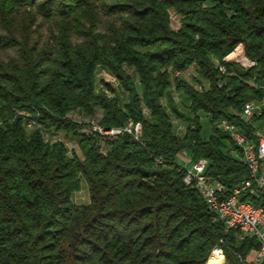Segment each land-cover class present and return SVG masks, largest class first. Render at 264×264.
<instances>
[{
	"label": "trees",
	"instance_id": "16d2710c",
	"mask_svg": "<svg viewBox=\"0 0 264 264\" xmlns=\"http://www.w3.org/2000/svg\"><path fill=\"white\" fill-rule=\"evenodd\" d=\"M170 8L181 15L177 30ZM38 16L49 23L44 43L31 41ZM239 44L253 66L225 60ZM191 65L208 88L175 79L189 101L188 114L171 106L186 124L176 135L161 99L171 72ZM98 66L126 94L122 105L114 88L113 97L96 88ZM262 96L264 0H0V264H205L216 247L226 264H252L258 241L224 231L183 181L177 154L206 159V173L228 187L247 177L217 123L253 134L257 117L239 111ZM97 108L103 128L131 120L141 124L139 137L101 136L68 116ZM199 112L210 116L208 138ZM43 130L77 139L80 155L46 141ZM81 177L87 204L71 200ZM246 199L264 209V189Z\"/></svg>",
	"mask_w": 264,
	"mask_h": 264
},
{
	"label": "built area",
	"instance_id": "2783aa9c",
	"mask_svg": "<svg viewBox=\"0 0 264 264\" xmlns=\"http://www.w3.org/2000/svg\"><path fill=\"white\" fill-rule=\"evenodd\" d=\"M240 64L243 67H251L255 62L246 59L240 61ZM219 70L225 71L221 65ZM254 116L257 120L251 126L254 128L253 134L246 133L237 124L225 118L217 123V127L229 135L235 146L231 153L245 164L248 170L247 177L231 188L219 186L218 179L206 173L207 160L204 158L193 161L191 157L188 158L187 151L182 150L177 154V162L184 170L185 184L197 190L208 209L213 212L214 220L222 224L225 232H234L239 240L254 238L258 241V249L252 251L246 260L252 264H264L262 209H255L246 199L247 196L257 194L264 189V96L245 101L239 111V117L243 120ZM88 129L108 136L126 132L137 138L140 133L138 122H131V127L102 129V126L94 125ZM189 162L192 163L190 167L187 166ZM214 251L224 257L222 248L216 247L212 250Z\"/></svg>",
	"mask_w": 264,
	"mask_h": 264
},
{
	"label": "rangeland",
	"instance_id": "374dc122",
	"mask_svg": "<svg viewBox=\"0 0 264 264\" xmlns=\"http://www.w3.org/2000/svg\"><path fill=\"white\" fill-rule=\"evenodd\" d=\"M102 19L103 21H107L108 17H102ZM180 19H181V15L176 13L174 9L170 8L169 9V23L172 29L174 30L179 29ZM48 24L49 23L47 21L43 20L40 16H38L36 18V21L32 25V29L34 31L31 34V41H37L39 43H44L45 41H47V39L50 38ZM240 45L243 46L242 44H239L231 53H229L225 57V60H229V61L239 63V64H240V61H246L245 56H244V49H240L241 48ZM237 51L240 52L243 58H240L239 56H236V57L231 56L233 53H237ZM7 53L8 54L14 53L13 49L8 50ZM213 61L216 66L220 65L216 59H213ZM127 71L130 73L132 78L135 80L138 90H140L138 86V77L135 71L132 68H127ZM95 76H96V88L97 89L105 90L106 94L109 97H113L114 96L113 92L107 89L109 87H112L114 88L115 95L119 97L120 105L126 102L127 100L126 94L123 93V91L120 89L117 80L104 67L98 66L96 68ZM171 76H172V80H171V86L168 89V99L162 98L161 102L165 106L167 113L171 117L172 131L176 135H182L186 124L182 120V118H178L175 116L174 113H172L171 106H173L181 114H188L189 112L187 110V106L189 105V101L185 98L182 92L175 89V86H174L175 79L184 81L189 86H193V88L199 92L208 88V83L198 75V73L195 70L194 65L189 66L188 68H186L185 70L181 72L172 71ZM143 113L146 117H148V111L145 107L143 108ZM101 114H102L101 109L97 108L94 112V115L91 117H87L83 115L80 110H74L71 113H69L68 116L78 122L84 123L85 129H88L89 127H93L94 125H100L99 120L101 118ZM198 114L200 117L199 124L201 128V137L208 138L211 133L210 116L204 112H199ZM128 122H132V121L129 120ZM139 125H140V133H141V124L139 123ZM25 127L27 131H30L32 130L34 126L31 124L30 125L25 124ZM102 129H105V128L102 127ZM94 132L99 133L101 136H108V135H103L102 133L98 131H94ZM43 136L46 141L51 142V143L56 140L62 141L67 148L68 154H70V152L75 150L77 154L80 155L79 148L77 145V139L71 138L65 135L64 133H53L51 131H45V130H43ZM109 137H113V136H109ZM99 143H100V150L102 152H106L108 147L105 144V139H100ZM187 156L188 158L190 157L189 153H187ZM191 164L192 163L189 162L187 166L190 167ZM71 200L75 204L89 203L90 199H89L88 186L82 177L80 178V187L77 191L72 193ZM251 256H253V254ZM223 264H226L225 256H224Z\"/></svg>",
	"mask_w": 264,
	"mask_h": 264
},
{
	"label": "bare ground",
	"instance_id": "6f19581e",
	"mask_svg": "<svg viewBox=\"0 0 264 264\" xmlns=\"http://www.w3.org/2000/svg\"><path fill=\"white\" fill-rule=\"evenodd\" d=\"M231 56H235V57L239 56L240 58H243V56L240 54L239 51H237V53H233ZM245 60H246V57H245ZM124 127H131V122H128L127 124H125ZM218 185L222 186L223 188H231V187L226 186L224 183L220 182L219 180H218ZM249 205H253V204L251 202H249ZM253 207L255 209H262V214H263V218H264V209L260 206H255V205H253ZM223 261H224V257L221 254L214 251L208 257L205 264H223Z\"/></svg>",
	"mask_w": 264,
	"mask_h": 264
},
{
	"label": "crops",
	"instance_id": "0c3cea01",
	"mask_svg": "<svg viewBox=\"0 0 264 264\" xmlns=\"http://www.w3.org/2000/svg\"><path fill=\"white\" fill-rule=\"evenodd\" d=\"M241 46V45H240ZM239 49V48H238ZM240 49H243V46H241V48ZM242 52V51H241Z\"/></svg>",
	"mask_w": 264,
	"mask_h": 264
}]
</instances>
